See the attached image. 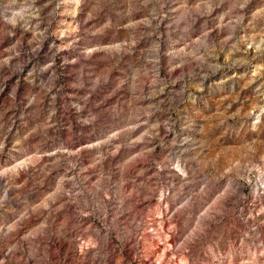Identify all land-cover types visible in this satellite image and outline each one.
<instances>
[{"label": "rangeland", "instance_id": "rangeland-1", "mask_svg": "<svg viewBox=\"0 0 264 264\" xmlns=\"http://www.w3.org/2000/svg\"><path fill=\"white\" fill-rule=\"evenodd\" d=\"M0 264H264V0H0Z\"/></svg>", "mask_w": 264, "mask_h": 264}]
</instances>
